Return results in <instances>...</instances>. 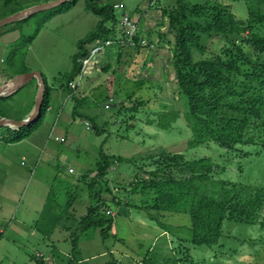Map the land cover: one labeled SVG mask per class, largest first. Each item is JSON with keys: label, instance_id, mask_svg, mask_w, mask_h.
I'll list each match as a JSON object with an SVG mask.
<instances>
[{"label": "rangeland", "instance_id": "1", "mask_svg": "<svg viewBox=\"0 0 264 264\" xmlns=\"http://www.w3.org/2000/svg\"><path fill=\"white\" fill-rule=\"evenodd\" d=\"M50 1L0 0V18ZM220 1L235 18L246 17L242 3ZM105 2L121 5L114 8L118 18L125 13L135 20L138 35L147 44L140 50L127 44L102 50L86 67L81 64L68 83L70 93L64 76L75 68L78 42L96 29L100 19L86 9V0H78L66 11L58 12L57 6L39 10L21 22L0 27V86L13 73L38 71L45 90L46 83L51 89L49 107L27 137L8 140L15 128L0 127V264H147L149 260V264H264L260 222L246 226L226 219L222 237L209 247L190 242L187 214L158 212L162 226L133 207L141 202L143 186L130 192L134 182L149 181V172L166 166L163 154H183L187 160L211 157L214 170L219 171L216 177L264 188V146L237 145L227 150L211 141L189 147L191 129L184 116L188 105L175 81V34L166 13L177 0H100ZM105 26L112 24L107 21ZM115 28L108 36L112 40L118 34L122 37L119 26ZM94 40L83 42L87 52ZM202 44L203 51L192 53L194 60L214 55L223 40L213 35ZM37 88L38 80L33 78L14 94L3 95L12 94L0 102L5 117H27ZM138 102L143 105L129 109ZM170 110L177 112L170 128L148 123ZM101 154L113 157L112 167L98 176L89 191L79 178L89 182L98 175L99 165L106 162ZM119 157L129 162L115 159ZM96 192L111 217L107 237L102 227L94 225L78 232ZM72 199L70 207L67 202ZM17 220H30V226L23 227ZM64 226L72 233H65Z\"/></svg>", "mask_w": 264, "mask_h": 264}, {"label": "trees", "instance_id": "2", "mask_svg": "<svg viewBox=\"0 0 264 264\" xmlns=\"http://www.w3.org/2000/svg\"><path fill=\"white\" fill-rule=\"evenodd\" d=\"M77 1L69 0L57 6V11L69 10ZM86 1V9L100 19L96 29L78 42L79 51L73 56L75 68L64 76L68 93L72 92L68 83L81 68L77 58L87 53L83 42L113 35L118 22L113 4H100V0ZM233 1L243 4L245 18H235L230 7L220 0L193 3L177 0V5L166 12L175 34L172 47L175 81L188 105L184 116L191 129L189 147L211 141L227 150H234L237 145L264 146V0ZM107 21L112 27L105 26ZM213 35L223 40L218 52L194 60L192 53L203 51L205 45L202 40H210ZM136 47L137 50L142 48L140 45ZM50 90L46 83L40 118L32 124L13 129L14 133L8 136V140H21L36 129L49 107ZM11 95L0 96V102ZM140 105L143 104L138 102L129 109L135 111ZM176 114L174 110L161 111L156 121L152 119L148 123L168 129ZM5 116L0 110V117ZM96 133L99 132L96 130ZM161 156L166 166L161 165L149 172L152 176L149 181H135L130 190L134 192L137 186L143 184L139 191L141 202L133 207L146 213L151 220L163 226L158 212L187 214L190 222L186 227L192 233L190 242L209 247L217 244L222 237V223L226 219L246 226L257 222L264 224V218H258L264 204V188L261 185L236 184L216 177L219 171L214 170L216 164L208 156L191 160L185 159L183 154ZM101 158L106 162L103 166L99 165L98 175L89 182H86V177L79 178L89 191L98 176L105 175L112 167L113 157L101 154ZM115 159L129 162L120 157ZM160 172L163 175L155 182ZM99 194L96 192L94 203L87 207L78 232L94 225L102 227L101 233L107 237L111 217L103 208L107 204L99 198ZM73 241L75 244V239Z\"/></svg>", "mask_w": 264, "mask_h": 264}, {"label": "water", "instance_id": "3", "mask_svg": "<svg viewBox=\"0 0 264 264\" xmlns=\"http://www.w3.org/2000/svg\"><path fill=\"white\" fill-rule=\"evenodd\" d=\"M69 0H53L46 2L45 4H39L25 8L23 10L17 11L13 14L0 18V27L11 22H16L18 20L24 19L39 10L49 9L52 7L59 6ZM36 78L38 80V88L36 92L34 107L30 114L23 118L12 120L7 117H0V127L9 126L12 128L19 129L25 125H29L37 121L41 116V108L45 94V82L43 75L38 71H30L26 73H20L10 77L3 85L0 86V96L13 93L24 84L29 82L31 79Z\"/></svg>", "mask_w": 264, "mask_h": 264}, {"label": "built area", "instance_id": "4", "mask_svg": "<svg viewBox=\"0 0 264 264\" xmlns=\"http://www.w3.org/2000/svg\"><path fill=\"white\" fill-rule=\"evenodd\" d=\"M114 8L120 9L121 5H115ZM121 29V38L118 37L112 40L110 37L94 40L91 46L88 48V52L82 57H79V62L82 64V68L86 67L91 60H93L99 52L116 44L127 45H146L147 41L144 38H140L138 35L139 25L138 23L129 17L127 14L122 13L119 18L116 27ZM104 45L106 46H103Z\"/></svg>", "mask_w": 264, "mask_h": 264}, {"label": "crops", "instance_id": "5", "mask_svg": "<svg viewBox=\"0 0 264 264\" xmlns=\"http://www.w3.org/2000/svg\"><path fill=\"white\" fill-rule=\"evenodd\" d=\"M51 110V109H50ZM74 200L75 199H72V201H68L67 204L68 206L72 207V205L74 204ZM30 220H24L23 222L17 220V223L20 224L21 226L23 227H29L30 223H29ZM61 229L65 232V233H72V231L68 228V226H64V227H61ZM3 233V230L1 229L0 227V234Z\"/></svg>", "mask_w": 264, "mask_h": 264}]
</instances>
